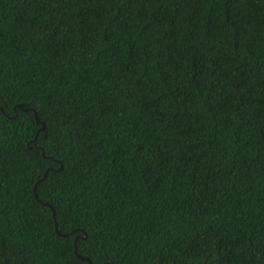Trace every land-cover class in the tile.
<instances>
[{
  "label": "trees",
  "instance_id": "trees-1",
  "mask_svg": "<svg viewBox=\"0 0 264 264\" xmlns=\"http://www.w3.org/2000/svg\"><path fill=\"white\" fill-rule=\"evenodd\" d=\"M0 107V264H264V0H0Z\"/></svg>",
  "mask_w": 264,
  "mask_h": 264
},
{
  "label": "snow or ice",
  "instance_id": "snow-or-ice-1",
  "mask_svg": "<svg viewBox=\"0 0 264 264\" xmlns=\"http://www.w3.org/2000/svg\"><path fill=\"white\" fill-rule=\"evenodd\" d=\"M9 119L8 114L4 111L2 107H0V144H2L3 141L9 139L6 137L3 132L4 128L6 126V122ZM16 120H20L19 116L15 117ZM36 122L40 123V117L37 115ZM23 121L20 122V126L23 127ZM15 127V124L12 125ZM43 134V139L41 138ZM48 138V125L42 124L40 128H38L35 133L33 134V138L29 141V144H36L39 150L44 153V159L50 161L48 164V170L54 171L55 175L57 177L60 176V174L65 169V162L64 157L61 155L59 149H50L49 152H45L44 149V140ZM63 147V146H61ZM43 178H47V172L43 174ZM43 182V179L41 180ZM53 192L56 191L55 188L52 189ZM63 198H61L62 200ZM49 212L44 213L45 216H48L53 221H58L57 223V232L59 231V227L61 225H68V231L67 235H71L74 231L77 230H83V225L79 223L78 216L81 215L74 210H66L65 206L61 202L60 204H57L55 206H52L51 204L48 205ZM0 220H2V217H0ZM75 224L76 228H72L71 226ZM0 234H2V225H0ZM85 239H87V234H85ZM77 254H79V250L77 249ZM81 261H86V264H92L91 258L87 256H81Z\"/></svg>",
  "mask_w": 264,
  "mask_h": 264
},
{
  "label": "water",
  "instance_id": "water-1",
  "mask_svg": "<svg viewBox=\"0 0 264 264\" xmlns=\"http://www.w3.org/2000/svg\"><path fill=\"white\" fill-rule=\"evenodd\" d=\"M17 108L18 109H22V110H24V111H26V110H28L27 108H24L23 107V105H18L17 106ZM15 110H16V108H15ZM33 111H34V113H35V117H37V112L34 110V109H32ZM44 124V123H43ZM47 173H48V171H47ZM35 193H36V187H35ZM47 205V204H46ZM56 229H57V226H56ZM75 251H76V253H77V249H75ZM79 257H81L79 254H77Z\"/></svg>",
  "mask_w": 264,
  "mask_h": 264
}]
</instances>
